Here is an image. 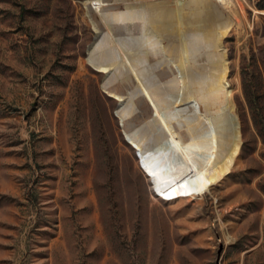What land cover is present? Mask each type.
<instances>
[{
    "label": "rangeland",
    "instance_id": "374dc122",
    "mask_svg": "<svg viewBox=\"0 0 264 264\" xmlns=\"http://www.w3.org/2000/svg\"><path fill=\"white\" fill-rule=\"evenodd\" d=\"M132 1L0 0V264H264V0Z\"/></svg>",
    "mask_w": 264,
    "mask_h": 264
},
{
    "label": "bare ground",
    "instance_id": "6f19581e",
    "mask_svg": "<svg viewBox=\"0 0 264 264\" xmlns=\"http://www.w3.org/2000/svg\"><path fill=\"white\" fill-rule=\"evenodd\" d=\"M136 1L138 0L131 2L132 8ZM235 1L237 0H171L167 13L174 26L180 28V41L178 46L167 45L166 48L181 53L222 42L232 30L240 27L232 13L234 7L231 5ZM142 44L144 46V42ZM159 167L161 168L160 165Z\"/></svg>",
    "mask_w": 264,
    "mask_h": 264
}]
</instances>
